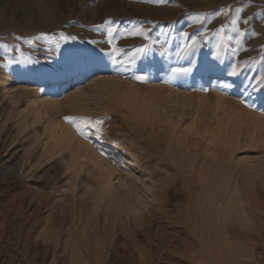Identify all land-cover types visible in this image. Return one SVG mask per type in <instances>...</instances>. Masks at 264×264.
I'll use <instances>...</instances> for the list:
<instances>
[{
  "label": "rangeland",
  "instance_id": "1",
  "mask_svg": "<svg viewBox=\"0 0 264 264\" xmlns=\"http://www.w3.org/2000/svg\"><path fill=\"white\" fill-rule=\"evenodd\" d=\"M262 80L264 0H0V264H264Z\"/></svg>",
  "mask_w": 264,
  "mask_h": 264
},
{
  "label": "snow or ice",
  "instance_id": "2",
  "mask_svg": "<svg viewBox=\"0 0 264 264\" xmlns=\"http://www.w3.org/2000/svg\"><path fill=\"white\" fill-rule=\"evenodd\" d=\"M240 11L241 10L239 8L236 9L237 14H239ZM199 18L200 17H197V19H199ZM230 22H231L234 30H236L238 20L232 19ZM105 23L107 25H109L107 27V37H108L109 45L111 47V52L109 54V63L113 66V70H115V71H118V72L126 71L128 67H131L135 63L136 56L134 55V56L130 57L129 61H124L122 59H119V57L124 52V50L113 43V40L115 39L114 33L117 32V29L115 27L111 26L113 24V21L108 20ZM243 23H244V25H247L249 23V21L244 20ZM251 34L255 35V32H252ZM126 35H128V36H141L146 41L150 38L148 31L143 29V28H134L133 30L127 32ZM184 35L186 38L191 39V37L189 36L188 33H185ZM236 35H237L236 43H237V45H239L241 43L240 38L243 37L244 33H243V31L236 30ZM44 36H45V34L41 33L40 37H37V39L42 38ZM17 39H19V37H17ZM61 39H65V38L61 37ZM195 43H196V41H193V46L195 45ZM4 47L6 48L7 45H4ZM135 53H136V55H140V54L146 55V47L142 46V47L136 48ZM169 71H170V76H169L168 80L165 81L168 83L172 82V80L178 76L186 75L189 70L186 68H183V67H172L169 69ZM227 75L229 77L240 76L241 75L240 64L230 65ZM132 79H134L135 81H137L139 83H145L149 79V75H147V74H139L138 75L135 72H133ZM231 86H232L231 84L226 85V87H228V88H230ZM250 87H252L254 91H256L258 89H264V80L258 82L257 85H250ZM246 106L251 107V105H246ZM65 119L74 124L77 132L83 133V131H84L83 127L81 126V124L76 122L78 118L69 116V117H65ZM102 123H103L102 120H96L95 122L88 120V119L84 120V124L94 128L96 133H100L101 129L98 127V125H100ZM101 155H103V153H101Z\"/></svg>",
  "mask_w": 264,
  "mask_h": 264
}]
</instances>
